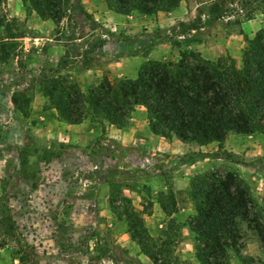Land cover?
Listing matches in <instances>:
<instances>
[{
	"label": "rangeland",
	"instance_id": "1",
	"mask_svg": "<svg viewBox=\"0 0 264 264\" xmlns=\"http://www.w3.org/2000/svg\"><path fill=\"white\" fill-rule=\"evenodd\" d=\"M212 1L186 0L173 10L176 18L166 19L162 12L124 15L107 0H70L62 20L38 21L35 26L28 24V18L41 17L24 0L0 5V41L4 16L17 18L43 36L12 41L9 59L0 61V218L10 220L14 234L0 226V243L6 242L0 247V264H154L131 238L130 227L137 222L159 246L160 240H168L173 256L198 264L189 225L192 215L187 222L176 215L168 217L159 201L173 192L177 210L192 212V179L206 172H237L264 210V134L230 135L224 148L234 158L226 160L215 158L217 143L204 149L193 143L183 155V148L169 146L162 137L149 144L145 111L135 114L144 121L138 134L144 147L116 142L109 136L111 125L90 108L79 142L67 138L65 121L60 120L58 129L55 115L50 122L42 118L53 109L40 86L46 78L65 77L87 93L104 78L137 77L150 61H176L180 49L211 60L234 58L239 51L240 63L246 37L264 29V10L241 24L211 28L197 43L187 41L191 33L186 29L168 30L181 22H195L198 11L208 10ZM236 6L226 8L228 15L238 10ZM201 20L205 28L206 14ZM104 30L115 32L118 40ZM159 38L166 41L158 42ZM177 39L179 47L173 44ZM74 148L80 155L69 151L67 163L55 168L53 160ZM85 148L95 156L91 161L83 157ZM205 159L209 161L200 162ZM182 165L187 167L180 169ZM167 201L171 208L170 197ZM126 210L135 215L127 217ZM240 256L231 252L230 263L243 264L242 257L264 260L255 236L246 237Z\"/></svg>",
	"mask_w": 264,
	"mask_h": 264
},
{
	"label": "trees",
	"instance_id": "2",
	"mask_svg": "<svg viewBox=\"0 0 264 264\" xmlns=\"http://www.w3.org/2000/svg\"><path fill=\"white\" fill-rule=\"evenodd\" d=\"M7 1L0 0V5H6ZM107 1L124 15L153 16L171 12L186 0ZM24 2L43 20H62L70 4V0ZM229 5H237L238 10L228 15ZM261 10H264V0H213L208 10L198 11L195 22H181L168 30L186 29L191 33L187 41L197 43L209 29L252 20ZM203 14H206L205 28L201 20ZM1 27L0 61L9 59L12 41L37 37L17 18L4 16ZM104 34L118 40L113 31L104 30ZM165 41L164 38L158 40ZM173 42L177 47L181 45L180 39ZM40 86L59 119L68 124L82 123L90 108L110 125L123 128L136 108L142 107L154 135L176 137L183 143L199 146L218 143L215 158L232 160L233 154L224 148L230 135L264 134V29L246 37L240 63L232 57L211 60L203 58L199 52L180 49L176 61H150L137 77L119 81L104 78L87 93L77 82L65 77L43 79ZM13 102L19 104L17 97ZM172 193L169 196L171 208L167 205L169 197L159 201L168 216L178 211ZM190 193L195 214L189 225L196 241L198 264H231V252L240 256L242 243L250 234L259 240L264 251V210L249 184L237 172L197 174L192 179ZM125 214L127 217L135 215L127 210ZM9 221L3 216L0 226H6L9 235L14 236ZM141 225L142 222H137L130 227L131 237L154 264H190L172 255L168 240H160L159 246ZM5 244L1 242L0 247ZM241 260L243 264H264L261 258L242 257Z\"/></svg>",
	"mask_w": 264,
	"mask_h": 264
},
{
	"label": "crops",
	"instance_id": "3",
	"mask_svg": "<svg viewBox=\"0 0 264 264\" xmlns=\"http://www.w3.org/2000/svg\"><path fill=\"white\" fill-rule=\"evenodd\" d=\"M185 2V1H184ZM182 6V3L180 4V7ZM179 8V7H178ZM182 8V7H181ZM179 10V9H178ZM195 12V10H193L192 11V13H194ZM162 16L163 17H166V19H169V18H176L177 17V12L176 11H171V12H162ZM161 16V15H160ZM37 17V18H36ZM28 24H31V26H35V24H37L36 22H38V21H41L43 24L44 23H49L48 22V20H42L41 18H39L38 16H30L29 18H28ZM170 20H168V22H166V23H170L169 22ZM167 25H169V24H167ZM37 37H35L37 40L38 39H43V36H40V35H36ZM238 54V55H237ZM236 55H233L234 56V58L236 59V58H239V56H240V52L238 51V53H237ZM88 73V72H87ZM86 73V74H87ZM85 74V75H86ZM138 111H140V113L142 112V114H143V111H145V109L144 108H142V107H138V110L136 111V112H134V115L132 116V118H131V121H130V123L126 126V127H123V128H118V127H116V126H114V125H111L110 126V134H109V136L110 137H112L116 142H118L119 144H121V145H123V146H129V145H136V146H138V145H141V147H144V144H143V141H145L144 140V138L143 137H139L138 136V134L140 133V131H142V127H143V124H144V121L138 116H136L135 114L138 112ZM146 112V111H145ZM45 115L46 116H43L42 118L44 119L45 117L48 119V122H50V119H49V117L50 116H56L57 118L55 119L54 118V123H56L57 124V127H58V129H61V123H62V121H60V119L58 118V113H57V111H56V109H51V110H49L47 113H45ZM52 125H54L53 123L52 124H49L48 123V126H52ZM85 124L84 123H80V124H65V126H66V131H67V138L68 139H71V140H75V141H77V142H79V141H81V139L85 136V135H83L82 134V132H83V126H84ZM44 126H46V125H44ZM47 126V127H48ZM148 132V133H147ZM51 135L52 134H49V137H51ZM242 136V135H241ZM249 136V135H248ZM158 137H161V136H158V135H154L151 131H150V129H148V130H146V138H147V140H146V142H155V141H157L156 139L158 138ZM162 138H164V137H162ZM68 139L67 140H65L64 142H66V141H68ZM166 141H168L167 143H168V145L169 146H174V145H176V146H178L179 148L181 147V148H183V150H185V152H181V154L180 155H183V154H185V153H188V152H190L191 151V149H190V147H192L194 144L193 143H183V142H181L179 139H177L176 137H173L172 139H168V138H164ZM227 141L228 140H226V144H227ZM74 143V142H73ZM224 143V144H225ZM150 144V143H149ZM212 144V143H211ZM218 144V143H217ZM225 144V145H226ZM209 145V144H208ZM219 146V145H218ZM199 147H201V148H205V146H199ZM70 148V147H69ZM144 149H146V148H144ZM76 149L74 148L73 150H69V149H65V152H64V154H63V156H61L60 158H58V159H54L53 160V162H52V164L54 165V167L55 168H57L58 167V165H62V163H67V160H68V158H66V157H68V155H69V151L70 152H72V154L73 155H80V152L79 151H75ZM85 150H87V153H86V155H84L83 157H86L87 159H89L90 161H91V159H93L95 156L93 155V153H91V150L90 149H87V148H85ZM68 153V154H67ZM170 153H172V154H175L176 153V150L175 149H172L171 151H170ZM66 158V159H65ZM66 160V161H65ZM217 160H219V159H217ZM209 160L208 159H205L204 161H200L201 163H207ZM183 167L185 168V167H187L186 165H182L181 167H180V169H183ZM180 170H177V171H175L176 173L177 172H179ZM176 179V178H175ZM161 210H162V208H161ZM163 211V210H162ZM113 212V211H112ZM163 213H164V211H163ZM113 214V213H112ZM165 214V213H164ZM195 214V211H194V209H192V212L190 211V212H188V210L186 211L184 208H179L178 209V212H176V213H173L172 215H170V216H168V217H172V218H174V216L176 215L177 217H179L180 218V220L182 219V221L183 222H187V220H189L190 219V215H194ZM114 215V214H113ZM166 215V214H165ZM115 216V215H114ZM192 231V230H191ZM132 238V237H131ZM133 240V239H132ZM134 241V240H133ZM135 242V241H134ZM136 243V242H135Z\"/></svg>",
	"mask_w": 264,
	"mask_h": 264
}]
</instances>
